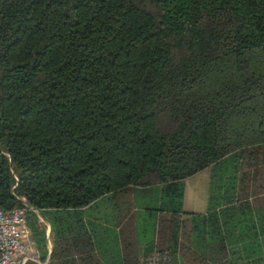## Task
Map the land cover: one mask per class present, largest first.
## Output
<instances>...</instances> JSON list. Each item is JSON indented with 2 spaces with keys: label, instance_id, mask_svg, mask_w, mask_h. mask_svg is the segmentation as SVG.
<instances>
[{
  "label": "trees",
  "instance_id": "1",
  "mask_svg": "<svg viewBox=\"0 0 264 264\" xmlns=\"http://www.w3.org/2000/svg\"><path fill=\"white\" fill-rule=\"evenodd\" d=\"M133 188L176 262L264 264V0H0V208L49 221L42 262L100 264L57 223Z\"/></svg>",
  "mask_w": 264,
  "mask_h": 264
},
{
  "label": "crops",
  "instance_id": "2",
  "mask_svg": "<svg viewBox=\"0 0 264 264\" xmlns=\"http://www.w3.org/2000/svg\"><path fill=\"white\" fill-rule=\"evenodd\" d=\"M208 188L209 179L207 198ZM145 196L150 197L151 195L142 192L140 188H133L129 193L116 198L110 195L100 197L78 211L72 210L71 216L68 211L64 222L67 228L66 236L72 238L76 234H81L83 239H88L92 253L100 264H143L144 258L156 249V238L147 239L145 234H139L141 225H139L138 218L144 212ZM185 199L186 179L184 180L182 210L187 213H196L184 209ZM206 210L207 199L205 212ZM44 234L49 255L53 242L50 224ZM30 238L40 251L31 230ZM83 244L84 241L81 242V245ZM39 264H47V262L40 261ZM180 264L185 263L180 262Z\"/></svg>",
  "mask_w": 264,
  "mask_h": 264
},
{
  "label": "built area",
  "instance_id": "3",
  "mask_svg": "<svg viewBox=\"0 0 264 264\" xmlns=\"http://www.w3.org/2000/svg\"><path fill=\"white\" fill-rule=\"evenodd\" d=\"M35 212L33 207L5 210L0 208V264H39L41 253L30 238L28 224L29 213ZM143 264H180L174 260L169 250H153Z\"/></svg>",
  "mask_w": 264,
  "mask_h": 264
},
{
  "label": "rangeland",
  "instance_id": "4",
  "mask_svg": "<svg viewBox=\"0 0 264 264\" xmlns=\"http://www.w3.org/2000/svg\"><path fill=\"white\" fill-rule=\"evenodd\" d=\"M209 175L210 168H206L186 179V199L184 209L196 213L205 212L207 199V183ZM36 214L39 215L37 216L36 226L39 231H44L45 233V230L48 229L50 223L46 218L40 215L38 211ZM63 214L65 216V213ZM32 220L33 217H31V221ZM57 224L58 227H62L64 222L60 221Z\"/></svg>",
  "mask_w": 264,
  "mask_h": 264
}]
</instances>
